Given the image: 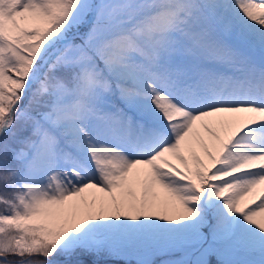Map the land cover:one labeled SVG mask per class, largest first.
<instances>
[{"label":"snow or ice","instance_id":"6c2138e0","mask_svg":"<svg viewBox=\"0 0 264 264\" xmlns=\"http://www.w3.org/2000/svg\"><path fill=\"white\" fill-rule=\"evenodd\" d=\"M0 264H264V0H0Z\"/></svg>","mask_w":264,"mask_h":264}]
</instances>
